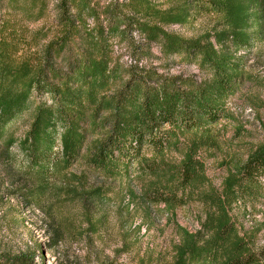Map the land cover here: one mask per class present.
<instances>
[{"label":"trees","instance_id":"16d2710c","mask_svg":"<svg viewBox=\"0 0 264 264\" xmlns=\"http://www.w3.org/2000/svg\"><path fill=\"white\" fill-rule=\"evenodd\" d=\"M167 2L52 0L48 17L49 0H0V147L6 160L20 156L23 168L42 181L40 195L46 178L79 164L107 180L155 174L157 161L183 144V159L173 167L182 173L180 186L203 182L200 151L216 146L215 129L245 80L235 53L264 36V0ZM192 11L220 21L215 45L164 29L185 24ZM26 23L42 25L30 29ZM117 46L126 48L128 62L120 61ZM171 57L196 65L203 79L152 67L153 60ZM25 113L28 129L15 139L11 129ZM233 170L221 197L207 194L211 206L202 232L182 233L172 264H264V249L255 254L239 238L226 205L240 192L262 190L264 139ZM156 200L175 201L171 193ZM36 258L0 253V264H36Z\"/></svg>","mask_w":264,"mask_h":264},{"label":"rangeland","instance_id":"374dc122","mask_svg":"<svg viewBox=\"0 0 264 264\" xmlns=\"http://www.w3.org/2000/svg\"><path fill=\"white\" fill-rule=\"evenodd\" d=\"M187 1L169 0L165 7ZM51 3L48 17L54 14ZM190 14L185 24L164 29L185 40L208 38L215 45L214 35L223 31L220 21L194 11ZM26 24L30 29L42 25ZM134 40L143 44L137 35ZM125 49L115 47L123 63L129 61ZM151 53L161 55L156 45ZM235 57L242 62L245 80L215 129L216 146L200 151L205 178L191 189L180 186L182 173L173 169L183 159L184 144L157 161L155 174L135 172L127 180H107L79 164L46 178L41 195L37 187L42 181L23 168L20 156L6 160L0 147V253H33L36 264H172L173 248L182 233L202 232L211 206L207 194L221 197L233 169L264 139V36ZM152 67L167 76L197 81L204 76L196 65L175 57L153 60ZM30 119V113H25L13 126L15 139L23 137ZM11 152L16 153V147ZM170 172L177 175L171 177ZM260 181L259 192L243 191L237 200H226L236 234L255 254L264 249V175ZM165 193L173 194L172 206L156 200ZM38 195V201L31 199Z\"/></svg>","mask_w":264,"mask_h":264}]
</instances>
